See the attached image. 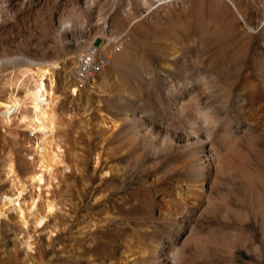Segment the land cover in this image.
Instances as JSON below:
<instances>
[{"label":"rangeland","instance_id":"1","mask_svg":"<svg viewBox=\"0 0 264 264\" xmlns=\"http://www.w3.org/2000/svg\"><path fill=\"white\" fill-rule=\"evenodd\" d=\"M116 37L76 88L75 55ZM52 63L59 162L40 186L34 135L0 120V206L9 179L28 186L0 264H264V0H0V100L12 70Z\"/></svg>","mask_w":264,"mask_h":264},{"label":"bare ground","instance_id":"2","mask_svg":"<svg viewBox=\"0 0 264 264\" xmlns=\"http://www.w3.org/2000/svg\"><path fill=\"white\" fill-rule=\"evenodd\" d=\"M58 67L59 63H52L36 67L22 66L12 70L8 76V82L13 91L7 99L0 100L2 124L9 126L13 117H17L19 123L26 126L34 135L33 155L30 159L33 161L35 171L29 178L31 186H40L46 176H52L54 166L59 162V146L55 143L56 115L54 111L55 99H59L55 94L54 75V69ZM20 90H23L22 97L19 95ZM76 90L73 89L72 92L75 93ZM12 164L10 163L7 169L9 178L14 176V165ZM9 180L14 186L15 193L2 198L0 218L6 215V210L9 208L20 209L22 202L25 201L24 194L28 191V186L22 184L23 182H19L16 178ZM36 209V202H33L30 210L35 211ZM54 210V206L49 203L45 209L46 215L38 220V225L45 222ZM20 218L26 226L22 214Z\"/></svg>","mask_w":264,"mask_h":264},{"label":"built area","instance_id":"3","mask_svg":"<svg viewBox=\"0 0 264 264\" xmlns=\"http://www.w3.org/2000/svg\"><path fill=\"white\" fill-rule=\"evenodd\" d=\"M125 46V39L116 37L99 45L90 43L75 55L73 79L76 88L82 87L103 72L111 63L112 58L120 53Z\"/></svg>","mask_w":264,"mask_h":264}]
</instances>
